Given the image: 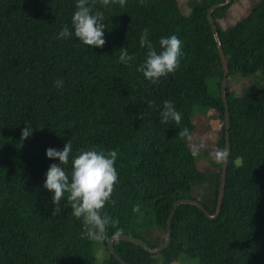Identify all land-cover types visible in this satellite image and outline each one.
Instances as JSON below:
<instances>
[{"label":"trees","instance_id":"obj_1","mask_svg":"<svg viewBox=\"0 0 264 264\" xmlns=\"http://www.w3.org/2000/svg\"><path fill=\"white\" fill-rule=\"evenodd\" d=\"M220 2L124 0L122 6L110 0L103 7L102 0H89L93 11H103L106 26L104 45L89 47L57 38L62 25L71 28L75 0H0V264H97L101 248L102 264H121L108 250L109 238L122 234L149 248L161 245L175 200L195 199L214 213L221 162L208 152L224 147V104L206 11ZM227 6L211 12L227 77L260 72L264 80V0L222 28L218 19ZM145 28L157 50L161 36L176 34L182 41L179 67L156 83L136 71L146 53L139 45ZM121 47L134 55L129 65L118 62ZM225 93L229 154L218 215L210 219L194 205L179 204L170 242L158 253L112 241L126 263L264 264V85L235 94L226 83ZM165 99L180 113L178 123L160 122ZM203 109H213L222 123L193 156L190 139L199 129L194 118ZM25 123L33 131L22 138ZM67 142L72 155L92 147L118 153L119 183L114 202L102 210L109 220L102 240L82 234L66 201L52 211L51 194L42 186L49 164L58 163L45 149ZM65 168L70 171V162ZM134 205L139 212L133 213Z\"/></svg>","mask_w":264,"mask_h":264},{"label":"clouds","instance_id":"obj_2","mask_svg":"<svg viewBox=\"0 0 264 264\" xmlns=\"http://www.w3.org/2000/svg\"><path fill=\"white\" fill-rule=\"evenodd\" d=\"M110 0H102V6L107 7ZM123 6L124 0H120ZM68 24L62 25L57 33V38H75L81 44L89 47H102L105 43L104 13L102 10H92L89 0H75L74 11ZM139 45L146 49L141 63L136 65V71L142 73L145 80L156 83L161 77H167L179 67L184 53L182 41L176 34L161 36L158 40V49L149 39V30L142 29L139 34ZM134 60L125 47L120 48L118 62L129 65ZM57 87L62 80L55 81ZM180 113L175 109L172 100L165 99L160 109L159 119L161 123L170 120L180 121ZM33 131L25 123L21 130V137L27 138ZM207 144L201 141L191 149V155L197 156L201 149H206ZM117 151L114 149L85 148L77 150L72 155V144L65 143L62 149L47 147L45 156L52 160H58L49 164L44 173L43 187L51 194L52 211L59 212L62 200L66 201L72 215L81 220L83 233L89 239L102 240L106 234V226L109 220L102 210L105 204H111L114 186L119 183L118 172L115 167ZM208 155L216 162H222L228 156L227 147L216 148L209 151ZM71 156V159H70ZM70 171L65 166L69 165ZM133 213L140 211L139 205H134ZM115 222H113L114 224Z\"/></svg>","mask_w":264,"mask_h":264},{"label":"rangeland","instance_id":"obj_3","mask_svg":"<svg viewBox=\"0 0 264 264\" xmlns=\"http://www.w3.org/2000/svg\"><path fill=\"white\" fill-rule=\"evenodd\" d=\"M177 1L184 2L185 0ZM257 1L258 0H234L228 4L225 10V16L218 19V24L222 28H225L235 23L238 19L246 15L251 6ZM214 82L215 81L212 78L206 80V85L210 93H214ZM227 83L230 88L235 91V94H241L242 92L253 91L255 89L262 88L264 85V80L261 78L260 72H256L251 76L245 77H239L236 74H231L227 77ZM201 113L196 115V118H194L197 121L199 129L194 132L190 139V144L192 146L198 145L201 141L206 140L208 137L213 138L222 123L216 116V113L213 109H203ZM101 252L102 248L98 253L95 254L97 264H102V254H100ZM157 264L164 263L157 262ZM167 264H192V262L190 260L188 261V259H181Z\"/></svg>","mask_w":264,"mask_h":264},{"label":"water","instance_id":"obj_4","mask_svg":"<svg viewBox=\"0 0 264 264\" xmlns=\"http://www.w3.org/2000/svg\"><path fill=\"white\" fill-rule=\"evenodd\" d=\"M230 2H231V0H223V2L211 5L206 11L207 20L209 22L212 35L214 37V41L216 44L218 56H219L221 67H222V78H221V83H220V96H221V98L223 100V104H224V139H225L224 147H227L228 154H229V118H228V104H227L226 93H225L226 92L227 75H228V67H227V64L225 61V57H224V53L222 50V46H221L219 37L217 35L216 27H215L213 19L211 17V12L216 8H221V7L227 6ZM227 163H228V156L225 160H223L221 162L217 204H216L215 211L212 215H209L207 210L204 208V206L198 200L191 199V198H179L173 202L172 208L169 212L167 222H166V237H165L164 242L161 245H159L155 248H149L145 242H143L142 240H140L134 236L118 234V235H113L109 238V240L107 242V247H108L109 252L121 264H128L114 252L112 245H111L113 240H125L128 242H132L135 245L141 246L142 248H144L146 251H148L151 254L158 253L159 251L164 249L170 242V239H171V230H170L171 220H172L175 208L179 204L194 205V206L198 207L208 218H210V219L215 218L218 215V213L221 209V206H222Z\"/></svg>","mask_w":264,"mask_h":264}]
</instances>
